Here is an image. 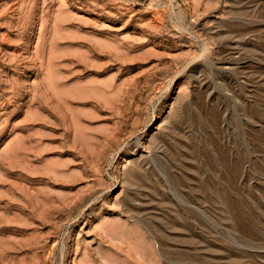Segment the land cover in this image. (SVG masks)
<instances>
[{
	"label": "rangeland",
	"instance_id": "374dc122",
	"mask_svg": "<svg viewBox=\"0 0 264 264\" xmlns=\"http://www.w3.org/2000/svg\"><path fill=\"white\" fill-rule=\"evenodd\" d=\"M0 264H264V0H0Z\"/></svg>",
	"mask_w": 264,
	"mask_h": 264
},
{
	"label": "bare ground",
	"instance_id": "6f19581e",
	"mask_svg": "<svg viewBox=\"0 0 264 264\" xmlns=\"http://www.w3.org/2000/svg\"><path fill=\"white\" fill-rule=\"evenodd\" d=\"M206 48H207V47H206ZM205 51H206V50H205ZM205 51H204V54H203V55H206V54H207V52H205Z\"/></svg>",
	"mask_w": 264,
	"mask_h": 264
}]
</instances>
